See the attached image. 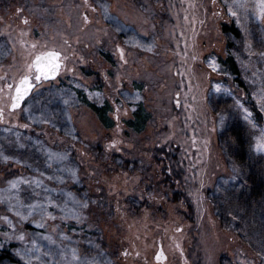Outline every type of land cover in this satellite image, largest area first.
Listing matches in <instances>:
<instances>
[{"label":"rangeland","instance_id":"374dc122","mask_svg":"<svg viewBox=\"0 0 264 264\" xmlns=\"http://www.w3.org/2000/svg\"><path fill=\"white\" fill-rule=\"evenodd\" d=\"M258 13V0H0V251L18 244L24 264H264L220 227L213 199L226 202L238 174L225 136L233 122L264 160ZM48 50L61 53L58 77L9 111L16 83ZM229 55L241 87L219 62ZM53 87L66 113L49 101ZM75 89L109 105L110 128ZM140 103L150 120L136 133L127 121ZM161 151L175 156L173 184ZM68 181L84 188L77 203L49 189Z\"/></svg>","mask_w":264,"mask_h":264},{"label":"trees","instance_id":"16d2710c","mask_svg":"<svg viewBox=\"0 0 264 264\" xmlns=\"http://www.w3.org/2000/svg\"><path fill=\"white\" fill-rule=\"evenodd\" d=\"M222 31L225 34L233 35L235 38L240 37V31L234 25L229 26L223 24ZM219 62L222 66H227L228 72L235 76L234 80L238 84V86H243L242 80L240 79L239 68L237 67V63L234 57L232 55H229L225 60L219 59ZM54 88L55 87L51 88L52 90H50L52 91V93L50 94L49 101L55 103L53 105L54 107H56V114H58V111L66 113V111H68L70 107H72V105H60L58 103V100H60L57 92L58 89ZM74 92L75 102L84 105L92 110L104 127L110 128L112 126L113 121L108 117L110 107L106 102L99 105L91 101L83 89H75ZM219 105L224 107L227 105V103L221 101ZM251 110L259 119L260 112L258 111L257 107L253 105L251 107ZM149 120L150 114L142 107L140 103L134 110L132 119L127 121V126L134 132L141 133L145 129ZM225 136H228L229 140L231 141L233 153L231 154V158L234 160V163L237 166L238 174L237 177L233 179L232 183H229L227 189L223 190L225 191L224 193L227 196L226 202L221 203V201L217 200V197L214 196L213 199L214 206L216 208V217L222 229L233 231L234 233H236L239 247L246 248L247 246L250 252H252V255L255 254L254 256H256V261H261V258L259 256L264 255V237H262V235L264 236V160L260 157L256 158L252 155L249 149L248 140L246 138L245 129L240 124L233 122L226 130ZM22 137H27L30 139L32 137H36V133L34 129L30 132L25 131L22 132ZM161 152L168 159V161L167 159L166 161L163 160V162L165 163L163 165V174L166 178L165 182L167 184H173L174 179L177 180L180 178L179 171L174 168V163H172L175 156L172 155L171 152ZM42 161L43 165L44 162L46 166L50 165L49 162L46 161V159H43ZM129 162L123 161L122 166L126 168V165H128ZM51 172L54 173V171ZM70 182L71 181H68L58 185L51 184L49 185V189L53 193V195H67L75 200L74 203H77L80 199H82L81 192H83L84 188L81 187V184L74 185L72 184V182ZM84 201L86 200L84 199ZM49 206L51 207L52 204H50ZM86 206L87 208L91 207V202ZM50 210L54 209L50 208ZM62 217H58L61 219H57V221L60 222V220H62ZM69 227H73V225ZM28 228L31 229V227L29 226ZM75 229L76 228H74L73 230ZM249 229L252 230V234L250 236L249 234H245V231ZM17 247L18 244L8 243L5 248H2L0 251V263L24 264L15 255L14 250ZM240 250H234V254H238ZM240 255L244 256V254L241 252ZM231 261H233L234 264H242L239 263L240 261Z\"/></svg>","mask_w":264,"mask_h":264},{"label":"snow or ice","instance_id":"6c2138e0","mask_svg":"<svg viewBox=\"0 0 264 264\" xmlns=\"http://www.w3.org/2000/svg\"><path fill=\"white\" fill-rule=\"evenodd\" d=\"M258 8H259V17L264 19V0H258ZM235 15V13H233ZM60 56L59 52L51 51L42 55H38L35 58V63L33 67L36 70L35 80L40 81L42 78H48L50 76H54L60 64L58 62V57ZM9 88L13 86L11 84L8 85ZM33 89L32 78L29 75H24L19 83L15 87V95L12 100V108L16 109L20 107L22 101L31 93ZM256 149L258 151H264V139L260 140Z\"/></svg>","mask_w":264,"mask_h":264},{"label":"water","instance_id":"95a60500","mask_svg":"<svg viewBox=\"0 0 264 264\" xmlns=\"http://www.w3.org/2000/svg\"><path fill=\"white\" fill-rule=\"evenodd\" d=\"M51 51H55V50H48V51H46V52H44V53H39L38 55H42V54H45V53H47V52H51ZM55 52H58V51H55ZM59 53H60V52H59ZM38 55H36V56H38ZM36 56L32 59V62H31V64H32V68H33V71H34L35 74H36V70H35V68L33 67V65H34V63H35V58H36ZM58 62H59V64H60V67H59L57 73H56L54 76H50V77H48V78H42L40 81H36V80H35V78H34L35 75H34V77L30 76V77L32 78L33 89H32V91H31V93L25 98V100L21 102L20 107L24 104V102H25L27 99H29V98L31 97L33 91L35 90V88H36L38 85H40V84L43 83V82H51V81L55 80V79L58 77V75H59V73H60V70H61V68H62V64H63V62H62V60H61V53H60V56L58 57ZM19 81H20V80H19ZM19 81L16 83V85L19 83ZM16 85H15V87H16ZM15 87H14V89H13V91H12V97H11V103H10V105H9V111H15V110H17V109L20 108V107H17L16 109H13V108H12V100H13V97H14V95H15Z\"/></svg>","mask_w":264,"mask_h":264}]
</instances>
